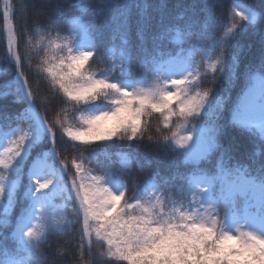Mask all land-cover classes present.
I'll return each instance as SVG.
<instances>
[{"label":"trees","instance_id":"trees-1","mask_svg":"<svg viewBox=\"0 0 264 264\" xmlns=\"http://www.w3.org/2000/svg\"><path fill=\"white\" fill-rule=\"evenodd\" d=\"M40 0H24L30 5V12L48 15L56 30L43 28L34 22L29 10L21 12V0H9L12 4V24L17 35V50L21 53L26 78L34 92L30 99L14 59L7 47V29L3 18L5 0H0V136L19 131L43 129V141L35 143L32 157L19 172H10L9 178L20 183V190L7 202L14 206L11 214L0 210V261L22 263L25 257L23 248L26 242L20 238V229L32 212L29 197V171L37 159L50 156L51 160L63 170L69 182V191L57 199L56 217L63 225L47 236V243L41 248V255L51 264H86L87 255L81 259V240L83 217L76 219L79 201L70 196L71 180L75 169L73 160L83 162V173L98 176L109 175L105 180L123 182L127 197L133 193L146 198L150 193L159 192L167 204L177 207H191L193 193L199 185H210L211 194L220 210L227 211L223 200H230L229 187L238 176L245 175L259 183L264 179V130L251 128L238 122L242 112V100L258 80H264V0H49L59 3L56 11L42 7ZM46 3V5L48 4ZM117 5L113 12L104 5ZM237 5L247 16L245 22L234 17ZM84 9V11H81ZM127 12L130 29L126 36L117 32L120 13ZM237 23L238 28L228 39L225 34ZM59 36V39L56 37ZM49 37L56 43L73 45L77 49L83 41L87 42L96 55L89 62V71L97 77L107 76L118 79L123 87L134 90L149 85L157 76V69L173 59H193L195 67L210 78L209 64L224 51L225 71L218 75L215 85L204 83L200 90L211 88L212 93L203 113L193 123L181 131H194L210 143L211 150L201 159L191 156L188 147L177 148L174 144L156 143L160 131L168 134L158 113L148 120L145 139L131 145L118 141L93 145L88 151L82 147L70 146L73 142L62 132L56 130L55 147L48 133L44 116L51 123L68 107L62 93L52 88L49 78L42 69L48 55ZM127 39V44L123 43ZM130 53L132 67L130 72L120 76L119 59L121 53ZM59 57H67V51H60ZM162 58V59H161ZM127 62V61H125ZM109 67L114 71H107ZM201 79H205L202 75ZM101 108L85 106L84 114L99 112ZM69 123H78L81 113L75 109L63 113ZM179 119L173 117L172 130L179 126ZM152 136V140L148 136ZM59 154V158L57 154ZM83 153V160H78ZM68 164L64 170L63 165ZM120 181V182H119ZM202 183V184H199ZM151 190H154L151 191ZM241 198L238 202L239 214L256 211ZM169 208L166 207L165 211ZM54 225V220L50 219ZM15 245L16 252H2L3 243ZM103 249H93L98 258ZM119 264V262H113Z\"/></svg>","mask_w":264,"mask_h":264},{"label":"snow or ice","instance_id":"snow-or-ice-1","mask_svg":"<svg viewBox=\"0 0 264 264\" xmlns=\"http://www.w3.org/2000/svg\"><path fill=\"white\" fill-rule=\"evenodd\" d=\"M115 12L117 5H104ZM48 12L56 11L59 3H48ZM30 5L21 0V12L29 10ZM84 11V9H81ZM30 12V10H29ZM34 22L43 28L56 30L48 15L30 12ZM12 4L5 0L3 18L7 29V47L10 57L15 60L24 86L30 99L34 100V92L26 78L21 53L17 50V35L12 24ZM234 17L245 22L247 16L237 5ZM119 21L117 32L127 35L130 29L127 12L115 17ZM237 23H233L225 34L228 39L237 30ZM59 39V36L56 37ZM48 55L43 62L42 69L50 80L52 88L62 93L68 107L51 123L44 116L48 133L55 147L66 136L73 142L70 146L82 147L88 151L93 145L118 141L131 145L141 142L148 131V120L153 113H158L163 120L168 134L160 131L156 143L174 144L179 149L187 148L193 141L190 133L181 130L199 117L212 93V89L200 90L201 85L210 83L215 85L218 75L225 71L224 51L209 64L211 76L201 73L198 66L184 76L165 79L161 70L157 69V76L148 87L134 90L123 87L118 79L107 76L97 77L89 71V62L96 55L95 50L77 53L73 45L56 43L49 37ZM127 39L123 43L127 44ZM67 51V57H59L60 51ZM162 59V58H161ZM127 61V62H125ZM120 76L129 73L132 67L130 53H121ZM109 67L107 71H114ZM259 71L264 72V65ZM205 79H201V76ZM171 85V87H169ZM174 89V90H173ZM99 105L101 110L96 113L84 114L85 106ZM242 107L249 115L264 119V80H258L256 86L249 90L242 100ZM75 109L81 113L78 123H69L64 112ZM177 117L179 126L172 130L171 121ZM62 132L60 141L57 140V129ZM29 131H22L11 139L8 146L0 155V205L7 195L6 185L13 166L25 153L26 146L31 140ZM152 140V136H148ZM57 154V153H56ZM59 158V154H57ZM78 160H83V153ZM75 175L71 180L70 196L79 201L76 219L82 213L83 233L81 240V259L87 255L90 259L86 264H264V179L257 183L245 175L237 178L233 188V205L238 207L241 198L255 201L258 215H250L243 220H235L236 215L231 209L224 211L208 205L203 199L199 207H177L175 203L165 204L155 197L142 198L133 193L127 197L128 188L120 182L122 187L117 192L106 185L105 177L89 172L84 175L83 162L72 161ZM68 164L63 169H68ZM35 194L47 193L53 186V180L34 179ZM207 189H203L206 192ZM155 200V202H153ZM168 207L169 210L165 211ZM37 224L24 233L26 242L23 251V264H48V259L41 255V248L46 244L47 236L54 234L69 223L61 225L53 216L54 225L45 215V208L38 209ZM4 229V228H0ZM3 243L2 252L13 254L15 245L7 244V237ZM103 251L97 258L94 248ZM0 264H16V261H0ZM51 264H58L53 259Z\"/></svg>","mask_w":264,"mask_h":264},{"label":"rangeland","instance_id":"rangeland-1","mask_svg":"<svg viewBox=\"0 0 264 264\" xmlns=\"http://www.w3.org/2000/svg\"><path fill=\"white\" fill-rule=\"evenodd\" d=\"M49 0H40L39 3H41L42 7H46V3H48ZM92 50L91 46L83 41L79 44L77 49L75 51L77 53L81 51H88ZM195 62L193 59H182V60H172L165 64L162 68H160L162 74L164 75L165 79L168 78H174V77H180L186 75L188 72H191L194 70ZM152 84V83H151ZM149 85H145L143 87H148ZM256 86V85H255ZM254 86V87H255ZM171 87V85H169ZM253 88V87H252ZM174 90V89H173ZM238 121L242 124H245L250 127L259 128L264 130V119L256 118L248 113L243 109V111L238 116ZM22 132V131H21ZM21 132L15 133V134H9L6 136H0V155H2L3 150L8 146V143L11 139L18 136ZM31 133V140L28 142L24 155L17 160L15 165L13 166L11 172H17L21 168L22 165L28 163L29 159L32 156V148L35 145L36 142L41 141L43 139L44 131L37 130V131H29ZM193 136L192 143L188 146V151L190 152L191 156L195 157L196 159L203 158L210 150L211 145L210 143L206 142V139L204 137H201L194 131H187ZM186 132V133H187ZM29 173V180L31 184V188L29 191V197L32 201V212L29 216V218L26 220V227H22L20 229V238L24 240V233H26L28 230H30L33 226H36L37 224V216L39 214L38 209L43 206L45 208V215L50 220L53 219V216H56V213L58 211V208L55 204L56 200L61 197L66 191L69 189V182L66 181V178L64 176V173L60 168H58L54 161L50 160L49 156H46L43 159L37 160L33 167L30 169ZM84 175H88V173H84ZM41 179V180H53V186L52 188L45 194L37 196L35 194V184L33 183L34 179ZM106 185L113 187L117 192H119L122 185L116 181L112 180H105ZM202 184V183H199ZM236 183H233L230 186V195L232 200L224 201L223 204L225 205V209L229 210L231 209L233 213L236 212L237 216H233L232 218L235 220H243L247 218L250 215H258L256 211H245L242 215L238 214V208H235L233 205V196L232 191ZM210 185H199L196 190L193 193V203L191 205V208L199 207V202L203 199L208 205L216 207L219 210V205L216 202L215 199L212 198ZM7 195L8 197H13L16 195V193L20 189V184L11 178H9L7 185ZM203 189H207L206 192H203ZM151 197H155L156 200H161L159 198V195L157 193H150L145 199H149ZM5 201L2 205H0V209L4 213H11L14 210V206L10 203ZM163 201V200H161ZM250 202L249 200H246V202ZM155 202V200H153ZM164 202V201H163ZM251 206L256 207V202L251 201ZM190 208V207H189ZM22 264V263H19Z\"/></svg>","mask_w":264,"mask_h":264}]
</instances>
